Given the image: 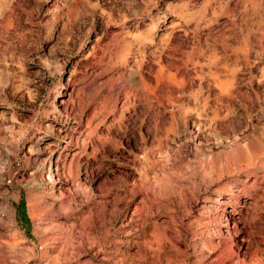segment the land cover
Masks as SVG:
<instances>
[{
	"label": "rangeland",
	"instance_id": "1",
	"mask_svg": "<svg viewBox=\"0 0 264 264\" xmlns=\"http://www.w3.org/2000/svg\"><path fill=\"white\" fill-rule=\"evenodd\" d=\"M0 264H264V0H0Z\"/></svg>",
	"mask_w": 264,
	"mask_h": 264
},
{
	"label": "bare ground",
	"instance_id": "2",
	"mask_svg": "<svg viewBox=\"0 0 264 264\" xmlns=\"http://www.w3.org/2000/svg\"><path fill=\"white\" fill-rule=\"evenodd\" d=\"M155 84V83H154ZM149 98V97H148ZM153 100V99H152ZM251 153L248 152V154L245 156L246 158V162L249 163L248 166H250V162L252 163L254 160H253V151H250ZM253 152V153H252ZM255 159V157H254ZM253 160V161H252ZM246 162L244 164H246ZM242 165V164H241ZM252 165V164H251ZM240 172V171H239Z\"/></svg>",
	"mask_w": 264,
	"mask_h": 264
}]
</instances>
